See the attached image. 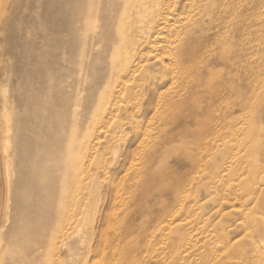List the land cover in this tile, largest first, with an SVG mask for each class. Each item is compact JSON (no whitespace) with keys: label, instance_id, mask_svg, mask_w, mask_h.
Instances as JSON below:
<instances>
[{"label":"rangeland","instance_id":"rangeland-1","mask_svg":"<svg viewBox=\"0 0 264 264\" xmlns=\"http://www.w3.org/2000/svg\"><path fill=\"white\" fill-rule=\"evenodd\" d=\"M0 108V264H129L126 224L175 195L195 225L165 234L192 243L178 264H264V0H0ZM84 137L83 169L111 196L110 247L92 259L71 256L75 233L53 248L59 218L30 195L39 181L60 203L70 175L40 155ZM152 242L148 260L167 250Z\"/></svg>","mask_w":264,"mask_h":264},{"label":"bare ground","instance_id":"bare-ground-1","mask_svg":"<svg viewBox=\"0 0 264 264\" xmlns=\"http://www.w3.org/2000/svg\"><path fill=\"white\" fill-rule=\"evenodd\" d=\"M124 21H126V20H124ZM154 34H152V35H154ZM151 39L152 38H150V41H151ZM152 42H154V41H152ZM128 44H130V43H128ZM189 49H190V45H187L186 47H184L183 52H182L183 53L182 56L184 58L187 55V52ZM118 50H120V49H118ZM174 59H175V62L178 64V66H180V64L182 65V61L180 62V60L178 59V56L174 57ZM126 67L127 66H125V63H123V68H126ZM129 74H130V72L128 73V75ZM119 90H121V89H119ZM115 95H116V93L114 94V96ZM4 99H6V97ZM8 103H9V101H8ZM8 107H10V106H8ZM4 109L6 110L5 107H4ZM8 110L10 111V110H12V108L8 109ZM3 113L5 114V112H3ZM7 114H9V113L7 112L5 115H3V116H6L7 124H6V122L4 123V124H6L5 125L6 129L4 128L5 133H6V137H5V140L2 139L5 141V151H3L4 155L2 156V159H3V165L6 168L5 173H7L8 178H9L10 173H11L10 161H11L12 155L8 153V150L13 147V139L10 137V131H13L14 127H13V124L11 123V118H10V120H8L9 116ZM3 119H5V118L3 117ZM12 122H13V120H12ZM84 140H85V142H84ZM86 141H87V137L86 138L84 137L83 140L80 138L78 141L79 145L76 146L75 148H74V144L73 145L71 144L69 151H67L68 155L65 159L62 158V156L59 152V149H57V148H54L53 150L47 149L43 152L44 153L43 155H40L41 156L39 158L40 162H45L48 160H50L52 162H56L60 168H63V167L65 168L66 175L67 174L70 175V178L68 180H66V182L64 184V187H66L67 189H70V191L68 194H67V192L62 194V196L60 198V203L56 207H53V205H54L53 199L54 198L52 196H53L54 190L51 188V191L44 192L41 189V187H39V185H41L39 183V181H37L38 183L33 182V186H36L37 190L35 191V190L31 189L30 195H33V197L39 203L38 209L42 215L49 216L50 214L53 213V214H56V216L59 218V225L56 228V231H55L56 234H55L53 241H52L53 248L54 249L59 248V243H62V242H64V244L67 243L70 240V238L72 237L71 234L75 233L74 236H76V237H74V238H77V240H74L73 244H78L79 249H76L74 252H72L71 256H73L75 258H77V257L79 258L80 256H82V252L80 251V249H84L86 251L85 253L88 254V257H90L89 259H92L93 257L100 255V254H98L100 250H102V249L104 250V248L109 249V247H110V245L107 242L105 232L111 227V223H110L109 219L104 218V210L106 207V201L108 198L111 199V196L108 195L107 193L103 192L106 188L109 189L108 185H105L104 189H102L104 186L100 187V188H96L94 186V183L97 179L95 180L96 177L93 176L95 174H90L88 172L89 170L84 171V169H83V157L85 155V151L87 150V142ZM88 142H90V141H88ZM60 147H61V145H60ZM3 148H4V146H3ZM11 152H12V150H11ZM64 152H66V151H64ZM90 156H92V155H90ZM191 158H195V156H193L192 153H191ZM113 160H114V158H113ZM88 161H89V159H88ZM23 167H25V165ZM102 167H103V165H102ZM130 167H133L132 163L129 164L128 169ZM35 170H36L35 174L37 175V177H39L41 179V181L48 182L50 185L51 184L53 185V183L56 182L55 181V173L54 174L53 173H47V172L44 173L43 169L40 166H38L37 169H35ZM65 179H67V178L65 177ZM136 179H138L137 178V172L135 173L132 180H136ZM2 181H3V178H2ZM136 184H137V182L133 181V187ZM133 193H134V189H132L130 191V195L133 196ZM2 196H4V193ZM101 196H103L102 199H101ZM116 200H117V194L115 195V197H113V201L117 202ZM180 200H181L180 197L178 195H175L173 200H172L173 203H170L167 201L162 202L159 206H156L151 211L152 213H150L148 216H146L143 219V221L141 222L140 225H137V223L134 219L126 224V235L125 236L130 237V241H129L130 247H129V253H128L129 264H158L161 262V259H164V261L171 259V261H169V262H172L173 264H178L176 256L173 253L179 251V249L182 247L187 248V245L192 244V243L186 242L185 238H182L181 243L169 242L170 239L167 236H165V234H166V232H171V231H174L175 229H181L182 226L183 227L187 226V224H185V222L184 223L183 222H177V220L179 219V217H178L179 208L185 207L184 203L179 202ZM191 200H193L194 203L197 202V199H195V198L191 199ZM93 201H96V207H95L96 213L91 220H88L87 217H88L89 212L87 211V208L90 207V205L92 204L91 202H93ZM131 212L135 213V211H133V210ZM139 212H141V210H139ZM175 222H177V224L172 225V223H175ZM189 223L192 224L191 222H189ZM71 228H73V232L69 233V230ZM187 228L188 229H190V228L194 229L195 225H189V226H187ZM161 239L163 240L162 243L165 245L164 247H166V249H167L166 251H163L161 253L162 255L160 253H159L160 255L154 254L153 255L155 257L154 260H148L146 258L147 257L146 255L141 254L142 251L145 250L146 246L153 243L152 241H154L156 243ZM190 240H191V238H190ZM141 242L144 243L143 246H141ZM62 246L64 247V245H62ZM139 247L142 248L140 250L141 252L138 250ZM263 249L264 248H262V250ZM103 250H102V253L104 251H106V250H104V251ZM117 250H118V248H116V246H113L111 253L113 254V252L117 251ZM126 252H127V250H126ZM259 260H260V258H259ZM245 262L246 263H253L254 260L248 256L245 259ZM126 263H127V261H126Z\"/></svg>","mask_w":264,"mask_h":264}]
</instances>
